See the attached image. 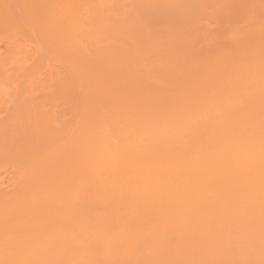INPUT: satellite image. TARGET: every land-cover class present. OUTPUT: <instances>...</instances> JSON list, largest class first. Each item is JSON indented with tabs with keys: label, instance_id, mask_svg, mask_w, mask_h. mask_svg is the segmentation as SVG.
<instances>
[{
	"label": "bare ground",
	"instance_id": "1",
	"mask_svg": "<svg viewBox=\"0 0 264 264\" xmlns=\"http://www.w3.org/2000/svg\"><path fill=\"white\" fill-rule=\"evenodd\" d=\"M0 264H264V0H0Z\"/></svg>",
	"mask_w": 264,
	"mask_h": 264
}]
</instances>
